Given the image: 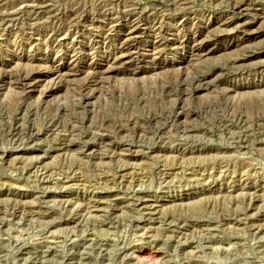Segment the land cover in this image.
Instances as JSON below:
<instances>
[{
	"label": "rangeland",
	"instance_id": "374dc122",
	"mask_svg": "<svg viewBox=\"0 0 264 264\" xmlns=\"http://www.w3.org/2000/svg\"><path fill=\"white\" fill-rule=\"evenodd\" d=\"M263 10L0 0V264H264Z\"/></svg>",
	"mask_w": 264,
	"mask_h": 264
},
{
	"label": "bare ground",
	"instance_id": "6f19581e",
	"mask_svg": "<svg viewBox=\"0 0 264 264\" xmlns=\"http://www.w3.org/2000/svg\"><path fill=\"white\" fill-rule=\"evenodd\" d=\"M183 1V0H182ZM34 6V5H33ZM239 8H240V6H239ZM264 12V10L261 12V13H263ZM259 15H261V14H258V16ZM255 16V15H254ZM262 16V15H261ZM9 22V21H8ZM237 22V21H236ZM235 23H234V21H230V22H227V23H224V25L228 28L229 26L228 25H234ZM223 25V24H222ZM245 26V24H242V23H239V24H236L235 26H234V28H235V30H240L241 28H243ZM225 28V27H224ZM230 29V28H229ZM137 26H135L131 31H130V40H135V39H137L136 37H135V35H136V33H137ZM225 31H227V29L225 28L224 29ZM223 30V32H225ZM229 31V30H228ZM234 31V30H233ZM232 31V32H233ZM247 31V30H246ZM128 39V40H129ZM205 43V42H204ZM175 44V43H174ZM203 43H200V45H202ZM195 45H196V43H195ZM162 46H166V43L165 42H163L162 41V43H161V47ZM199 48H200V46H199ZM196 49V48H195ZM214 52V49H212V50H208V51H206V56L208 57L209 55H211L212 53ZM160 53H161V51H159L158 53H157V55H160ZM200 53V52H199ZM202 53V52H201ZM251 53H253V54H251V55H249V56H247V57H245V58H243L242 60L243 61H247V60H249V59H251V58H253V57H255L256 56V53L255 52H251ZM130 54V53H129ZM201 55V54H200ZM236 62V61H235ZM240 62H241V60H240ZM238 63V62H237ZM246 63V62H245ZM233 64V63H232ZM250 67V66H249ZM104 75V74H103ZM37 78V77H36ZM5 80V79H4ZM36 80L37 79H30V78H26V80L24 81V83L22 84V86L23 87H26V89H29V90H33V89H35V87H36ZM101 81V80H100ZM23 82V81H22ZM21 84V83H20ZM1 86V85H0ZM203 89H206L207 90V87H206V85H204L203 87H199V88H197L196 90H195V94H198V93H200V92H202L203 91ZM151 257H153L151 254H148V258H151Z\"/></svg>",
	"mask_w": 264,
	"mask_h": 264
}]
</instances>
